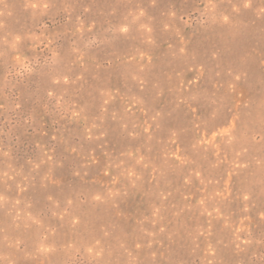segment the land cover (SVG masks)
I'll return each instance as SVG.
<instances>
[{"label":"rangeland","instance_id":"374dc122","mask_svg":"<svg viewBox=\"0 0 264 264\" xmlns=\"http://www.w3.org/2000/svg\"><path fill=\"white\" fill-rule=\"evenodd\" d=\"M0 264H264V0H0Z\"/></svg>","mask_w":264,"mask_h":264}]
</instances>
